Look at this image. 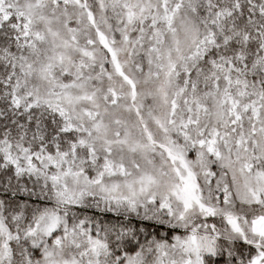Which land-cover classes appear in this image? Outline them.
Returning <instances> with one entry per match:
<instances>
[{"label": "snow or ice", "instance_id": "6c2138e0", "mask_svg": "<svg viewBox=\"0 0 264 264\" xmlns=\"http://www.w3.org/2000/svg\"><path fill=\"white\" fill-rule=\"evenodd\" d=\"M0 264H264V0H0Z\"/></svg>", "mask_w": 264, "mask_h": 264}]
</instances>
